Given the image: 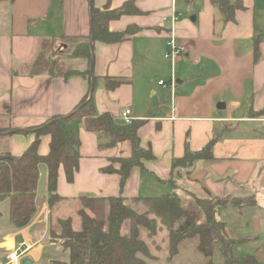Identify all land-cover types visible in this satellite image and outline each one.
<instances>
[{
    "label": "crops",
    "instance_id": "crops-1",
    "mask_svg": "<svg viewBox=\"0 0 264 264\" xmlns=\"http://www.w3.org/2000/svg\"><path fill=\"white\" fill-rule=\"evenodd\" d=\"M128 1L112 0L111 9ZM241 1L245 9L229 24L211 0H136L140 14L109 23L112 32L138 31L121 43L93 42L95 109L118 123L126 109L135 121H144L138 135L154 160L144 162L145 170L133 168L121 187L120 165L114 160L130 157L131 143L102 146V135L79 125V169L72 184L59 170L57 192L64 201L57 214L48 206L44 163L39 166L36 213L27 227L11 223L9 200L0 203V264H9V255L24 249V260L40 264L45 249L56 244L50 239L52 216L69 215L72 208L66 203L79 209L77 199L83 195L132 199L171 186L202 198L253 197V209L264 210V114L259 115L264 111V22L257 23L258 0ZM91 2L103 9L106 1L0 0V157L23 154L36 139L35 129L68 116L88 95V77L65 75L72 69L61 74L32 69L47 46L57 54L61 39L90 35ZM170 32L188 48L174 68L165 58ZM75 62L77 71L88 68L83 59ZM172 77L177 82L174 96L159 85ZM106 79L123 83L110 91ZM212 140L213 159L173 168V160L183 158L187 148L199 152ZM50 144L49 135L41 136L40 154L47 155ZM256 224L250 232L258 237L264 229ZM232 227L226 226L230 239L241 231Z\"/></svg>",
    "mask_w": 264,
    "mask_h": 264
},
{
    "label": "trees",
    "instance_id": "trees-1",
    "mask_svg": "<svg viewBox=\"0 0 264 264\" xmlns=\"http://www.w3.org/2000/svg\"><path fill=\"white\" fill-rule=\"evenodd\" d=\"M105 1L103 9L92 7L93 33L76 38L82 42L71 52L73 58L87 61L88 68L83 72L75 70L65 74L87 76L90 83L88 95L68 116L55 117L35 129L36 139L23 154L0 157V203L9 200V219L17 229L27 227L36 213L39 166L43 163L48 168V206L51 213L59 210L60 203L64 201L57 192L59 170H65L67 182L72 184L79 169V125L88 132L106 138L107 143L102 146L111 148L123 142L131 143L132 155L114 160L120 165L118 173L121 187L126 184L133 168L145 170L144 162L154 160L151 149L142 146L138 135L144 121L126 125L124 122L118 123L110 113L98 114L95 109L93 92L97 80L91 72L94 64L92 36L94 42L121 43L134 35L138 28L129 27L123 32H112L109 23L125 15L140 14L135 6L136 0H129L114 10L111 9L112 0ZM211 2L222 12L226 24L235 22L237 12L245 9L241 0ZM122 83V80L106 79V88L111 91ZM263 114L264 111L259 113ZM43 135L51 137L50 152L47 155L39 152ZM214 142L210 141L199 152H191L187 148L183 158L173 160V168L190 167L198 160L213 159ZM192 197L195 200L194 207L185 206L177 190L161 196L132 199L81 196L77 199L80 218L78 228H75L72 218H51V242H61L62 250L69 253L68 262L52 261L51 264H148L147 261L152 260V247L169 253L167 261L173 264L183 244L194 239L198 240L196 250L207 259L206 264H215L216 244L220 245L219 254L224 258L223 264H264L253 254L233 255L232 249L239 243L227 236V223L216 217L218 210L227 208L220 204L221 199L211 196L207 199H199L195 195ZM164 230L168 232V239L162 241L166 243L165 248L156 241Z\"/></svg>",
    "mask_w": 264,
    "mask_h": 264
},
{
    "label": "rangeland",
    "instance_id": "rangeland-1",
    "mask_svg": "<svg viewBox=\"0 0 264 264\" xmlns=\"http://www.w3.org/2000/svg\"><path fill=\"white\" fill-rule=\"evenodd\" d=\"M186 5V4H185ZM191 5V4H190ZM189 5V6H190ZM258 9H257V23L264 22V0H258ZM61 43L57 45V54L54 52V48L52 45L47 46L45 49L44 57L41 59L32 69V72L38 73L41 71L46 72H55V73H64L67 69H72V71L77 70L80 65L78 62H75L76 59L71 56V52L73 49L79 45L82 40H67L61 39ZM167 79L165 82H169ZM107 140L106 138H104ZM120 159V158H117ZM42 191V190H41ZM173 192V188L170 186L168 189H163L161 187L159 191L152 192L147 196H161L162 194H167ZM180 201L187 207H194V197L199 199H207L197 196L192 192H187L185 190L178 189ZM86 196V195H83ZM195 198V199H196ZM220 204L227 206L225 210L221 212V210L217 213V219L221 221H225L229 228L232 225V230H241L234 232V240L239 243L235 248L232 249V253L234 256H244L246 254H253L262 262H264V234L255 237V235L250 232L252 231V225L256 224V220L259 222L256 224L258 228L264 229V210L260 208L253 209L254 200L251 197H237L233 199H221ZM65 207H71L72 210L70 214H66V217H61V219L72 218L74 222L75 228L79 227L80 218L78 217V206L74 203H66ZM239 207L240 210H233ZM231 209V210H226ZM138 211H141L138 208ZM227 211V212H226ZM57 214V213H56ZM56 220V218H53ZM231 229V228H230ZM234 231V230H233ZM227 234V232H226ZM254 237V238H253ZM164 239H168V232L166 230L163 231L162 234L157 236L156 241L158 244H161L163 248L166 247V243H162ZM197 239L189 240L183 244V248L181 253L175 257L173 264H206L207 259L204 258L199 252L196 250ZM61 242H57L54 246H49V243H46L49 247L45 249L46 253H43V259L40 264H51V261H69V253L62 250ZM185 246V247H184ZM220 245L216 244L215 246V256L214 263L215 264H223L224 258L219 254ZM25 250V249H24ZM163 250V249H162ZM258 251V253H256ZM27 254V253H26ZM25 254V255H26ZM152 260L147 261L148 264H172L167 261L169 253H164L152 247ZM261 257V258H260ZM24 261V260H23ZM23 264V263H22Z\"/></svg>",
    "mask_w": 264,
    "mask_h": 264
},
{
    "label": "built area",
    "instance_id": "built-area-1",
    "mask_svg": "<svg viewBox=\"0 0 264 264\" xmlns=\"http://www.w3.org/2000/svg\"><path fill=\"white\" fill-rule=\"evenodd\" d=\"M175 0H173L174 4ZM177 19L175 13L172 16V21ZM188 55V48L185 44L179 41V39L170 32L168 40L166 42V52L165 58L171 61L172 68H174L175 64L182 58ZM159 85L168 88L172 96L176 93L177 82L174 77L170 79L169 82L161 81ZM174 110V107L172 108ZM121 119L126 125H132L135 119L133 118L132 111L126 109L121 113ZM28 249L22 251H14L9 255V264H22L25 254L27 253Z\"/></svg>",
    "mask_w": 264,
    "mask_h": 264
},
{
    "label": "water",
    "instance_id": "water-1",
    "mask_svg": "<svg viewBox=\"0 0 264 264\" xmlns=\"http://www.w3.org/2000/svg\"><path fill=\"white\" fill-rule=\"evenodd\" d=\"M91 10H92V2H91ZM92 20H93V18H92V15H91V33H93ZM93 42H94V38L92 36V44H93ZM221 108H224V105H222ZM23 264H31V262L29 260H24Z\"/></svg>",
    "mask_w": 264,
    "mask_h": 264
}]
</instances>
